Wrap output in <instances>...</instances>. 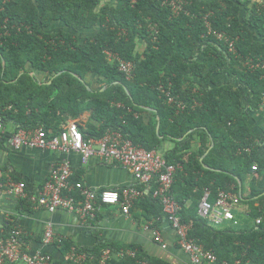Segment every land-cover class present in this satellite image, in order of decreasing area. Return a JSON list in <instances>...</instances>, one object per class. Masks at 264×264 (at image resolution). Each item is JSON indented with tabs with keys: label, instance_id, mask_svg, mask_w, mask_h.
I'll return each instance as SVG.
<instances>
[{
	"label": "trees",
	"instance_id": "1",
	"mask_svg": "<svg viewBox=\"0 0 264 264\" xmlns=\"http://www.w3.org/2000/svg\"><path fill=\"white\" fill-rule=\"evenodd\" d=\"M108 55L132 63L130 76ZM39 73L49 80L39 82ZM92 74L99 87L89 91L85 78ZM219 75L229 80L218 83ZM263 98L264 0H0V144L18 131L42 129L48 137L57 136L66 121L88 111L87 123L78 125L84 139L116 131L181 168L171 194L187 239L227 264H264V158L258 154L264 136L255 142L244 113L258 108ZM195 138L199 143L193 150ZM165 141L174 147L162 153ZM156 183V178L147 185L137 182L142 196L131 208L157 228L164 213L153 197ZM206 189L211 202L219 190L237 197L234 207L244 210L248 226H216L200 216ZM25 192L31 194L26 184ZM16 228V223H4L0 238ZM21 244L22 250L25 244L31 248L25 233ZM54 245L65 257L71 249L85 254V264H100L105 250L126 249L136 257L123 258L121 264H166L133 247L81 249L65 239Z\"/></svg>",
	"mask_w": 264,
	"mask_h": 264
},
{
	"label": "crops",
	"instance_id": "2",
	"mask_svg": "<svg viewBox=\"0 0 264 264\" xmlns=\"http://www.w3.org/2000/svg\"><path fill=\"white\" fill-rule=\"evenodd\" d=\"M215 77L218 83L229 80L224 75ZM49 78L50 76L47 74H37V80L42 84ZM85 82L91 84V90H96L99 87V79L95 74L86 77ZM244 113L255 135V142H259V139L264 136V103L256 109L246 108ZM89 118L90 113L84 111L79 119L66 121L61 129H65L69 123L73 122L84 126ZM198 141V138L192 141L191 148L193 150L197 149ZM173 147V143L165 141L161 146V152L167 153ZM207 153L200 161L204 159ZM258 154L259 158H264V147L261 145ZM61 163L69 164L72 171L71 179L78 180L91 191L120 190L125 187H136L141 190V186H138L131 171L116 162L105 161L97 155L84 160L76 152L62 154L32 148L14 150L9 147L8 143L0 144V182L2 180L0 187V230L3 229L4 223H16V226L20 227L30 237L32 251L48 254L52 261L61 264H68V262L67 257L62 255L60 249L56 245L43 244V234L48 228L52 230L54 236L71 241L81 249H92L98 244L100 246L104 244L115 245L122 249L133 247L146 257L166 264H190L188 257L178 247L176 234L165 216L157 221L156 228L152 223H144L142 219H138L137 216L140 211L134 208H131L132 211L130 209L128 215H124L117 206H102L99 207L96 219L91 220L81 219L79 216L63 210L50 213L34 204L33 199L41 191L50 171ZM249 181L250 177L247 176L242 184L241 188L244 195L248 192ZM11 182L25 183L31 194L26 193V197L23 199L9 195L7 185ZM233 214L238 221L239 227L237 229H245L249 220L242 217L244 210L234 207ZM153 229L159 231L165 248H162V244L154 242ZM11 264L24 263L13 262ZM106 264H121V259L116 254H112Z\"/></svg>",
	"mask_w": 264,
	"mask_h": 264
},
{
	"label": "built area",
	"instance_id": "3",
	"mask_svg": "<svg viewBox=\"0 0 264 264\" xmlns=\"http://www.w3.org/2000/svg\"><path fill=\"white\" fill-rule=\"evenodd\" d=\"M176 8V9H175ZM175 10H180L176 5ZM216 35V34H215ZM219 40H225L223 34H217ZM230 50L233 49V42L228 43ZM110 61L118 62V69L129 77L133 64L130 62L118 61L108 55ZM254 68V66H251ZM161 93L164 90L158 87ZM168 103H173V99L167 95ZM264 102V98H263ZM179 107V106H178ZM3 121L0 117V140L3 134ZM9 147L14 150L22 148H32L47 150L62 154L76 152L84 160L97 155L105 161H113L123 168L131 171L136 182L147 185L156 178V188L153 191V197L157 199L162 206L164 216L170 222L176 237L177 245L180 250L188 257L190 264H227L219 262L217 257L205 251L200 245L187 239V227L181 225L179 220L180 207L171 194V186L176 170L180 167L167 164L163 155L156 151H145L135 147L128 139L116 131L107 132L100 139H84L76 123H69L65 129L57 136L48 137L45 131L38 129L34 132L18 131L7 141ZM181 169V168H180ZM256 170V166L252 167ZM72 171L68 163L56 165L50 171V174L44 183L42 189L33 199V203L40 208L52 213L57 210H63L79 216L81 219L95 218L99 206H117L122 214L128 215L134 202L142 196V191L136 187H125L120 190H105L94 192L87 189L80 182H71ZM1 187V182H0ZM79 193V197L75 196ZM7 193L19 199L26 197L25 184L23 182H11L7 185ZM239 199L230 192L219 190L213 202L210 201V191L204 190L203 196L199 202L198 213L212 225H222L229 223L237 226L233 211ZM264 212V208H263ZM260 218L256 220L259 225ZM24 231L19 227L14 229L6 238H0V264H11L13 262H22L24 264H52L50 256L40 251H32L30 245L25 244V250H22V236ZM26 234V233H25ZM154 242L162 244V239L158 230H152ZM63 239L54 236L51 229H47L43 234V244L53 245L60 243ZM162 248L165 246L162 244ZM75 249H71L67 259L78 264H85L87 256L83 253L76 254ZM112 253L105 250L102 254L100 264H104ZM116 256L121 260L123 258H135L136 252L133 250H120ZM139 264H148L146 261H140Z\"/></svg>",
	"mask_w": 264,
	"mask_h": 264
},
{
	"label": "water",
	"instance_id": "4",
	"mask_svg": "<svg viewBox=\"0 0 264 264\" xmlns=\"http://www.w3.org/2000/svg\"><path fill=\"white\" fill-rule=\"evenodd\" d=\"M60 73H58L56 76H58ZM88 90L89 91H91V89L90 88H88ZM126 92L128 93V91L126 90ZM129 94V93H128ZM148 110H150V111H154V110H151V109H148ZM158 130H159V123L157 124V128H156V132H157V134H158ZM188 133H190V132H188ZM187 133V134H188Z\"/></svg>",
	"mask_w": 264,
	"mask_h": 264
},
{
	"label": "clouds",
	"instance_id": "5",
	"mask_svg": "<svg viewBox=\"0 0 264 264\" xmlns=\"http://www.w3.org/2000/svg\"><path fill=\"white\" fill-rule=\"evenodd\" d=\"M99 207H102V206H99ZM106 207H112V206H106ZM98 213V212H97ZM97 213H96V215H97ZM96 215H95V217H96ZM235 217V216H234ZM95 219V218H94ZM93 219V220H94ZM238 222V221H237ZM238 226V225H237ZM235 227V226H234ZM54 245V244H53Z\"/></svg>",
	"mask_w": 264,
	"mask_h": 264
}]
</instances>
